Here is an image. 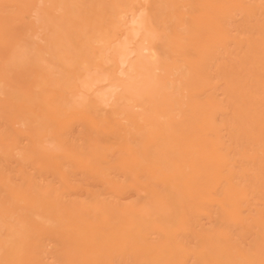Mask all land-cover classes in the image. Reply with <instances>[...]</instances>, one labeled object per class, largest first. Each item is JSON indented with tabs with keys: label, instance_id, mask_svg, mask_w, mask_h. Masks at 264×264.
<instances>
[{
	"label": "rangeland",
	"instance_id": "obj_1",
	"mask_svg": "<svg viewBox=\"0 0 264 264\" xmlns=\"http://www.w3.org/2000/svg\"><path fill=\"white\" fill-rule=\"evenodd\" d=\"M10 262L264 264V0H0Z\"/></svg>",
	"mask_w": 264,
	"mask_h": 264
},
{
	"label": "bare ground",
	"instance_id": "obj_2",
	"mask_svg": "<svg viewBox=\"0 0 264 264\" xmlns=\"http://www.w3.org/2000/svg\"><path fill=\"white\" fill-rule=\"evenodd\" d=\"M126 5V4H125ZM163 11V10H162ZM161 14V13H160ZM72 25V24H71ZM66 28H68V27H65V29ZM64 29V28H63ZM70 30V29H69ZM63 31V30H62ZM68 32V31H67ZM136 32H137V30L134 32L135 34H136ZM133 33V34H134ZM146 34V33H145ZM57 38H59V36L57 37H55L54 39H52L51 41H50V44H49V46H51L52 48L53 47H56L57 46V41H58V39ZM60 39V38H59ZM80 39V38H79ZM89 45V44H88ZM48 46V47H49ZM51 47H49L50 49H51ZM101 47V46H100ZM57 48V47H56ZM65 48V47H64ZM60 49V48H59ZM58 48H57V52H59L60 50H59ZM68 49H69V47H68ZM22 50V49H21ZM37 50V49H36ZM65 50V52L67 51V49H64ZM18 51V50H17ZM48 51V50H47ZM51 51V53H53V50H50ZM54 51H55V53H53V54H55V58H56V60L58 59L59 61L61 60V57L62 56H60V55H62V54H64V52H63V50H61L60 52H59V54H57V52H56V50L54 49ZM87 52H89V50H87L86 48H84V49H82V48H80V49H76V50H74L73 51V54H74V56L71 58V57H69L67 60H69L70 58H71V61H74V65L78 62V60L81 58V57H84V56H88V54H87ZM14 53V52H13ZM21 53V52H20ZM19 53V54H20ZM33 53H34V51H33ZM116 53H118L119 55H121V56H123V57H125L126 56V54H125V52H124V48H123V46H122V48L121 47H119L117 50H116ZM23 54V53H22ZM21 54V55H22ZM100 54V53H99ZM64 56V55H63ZM18 57H20V56H18ZM25 57V56H24ZM64 57H66V56H64ZM120 57V56H119ZM141 57V56H140ZM139 57V58H140ZM53 58V57H52ZM63 58V57H62ZM136 58V57H135ZM143 58V57H142ZM141 58V59H142ZM21 59V58H20ZM124 59V58H123ZM136 59H138V57L136 58ZM17 60H18V58H17ZM53 60H54V58H53ZM66 60V61H67ZM146 60V59H145ZM51 61H52V59H51ZM61 62V61H60ZM121 62V61H120ZM141 62V60L140 59H138L136 62H132L130 65H129V67H130V69L133 71V72H135V73H137V72H139L140 70H141V68L143 67V64H141L140 63ZM143 62V61H142ZM54 63H55V61H54ZM63 62H61L60 64H62ZM66 63V62H65ZM91 63V62H90ZM124 63V62H123ZM147 63V62H146ZM30 64V63H29ZM77 65V64H76ZM147 67V66H146ZM67 68H68V66H67ZM148 68V67H147ZM64 69H66L65 67H64ZM67 70V69H66ZM188 70V69H187ZM227 70V69H226ZM192 71V70H191ZM195 71V70H194ZM64 72H66V71H64ZM69 72V71H68ZM143 72V71H142ZM144 73V72H143ZM194 73V72H193ZM97 74V73H96ZM130 74H131V72H130ZM194 75V74H193ZM185 76V75H184ZM69 77H70V75H69ZM110 77V76H109ZM186 77V76H185ZM68 78V77H67ZM66 78V79H67ZM187 78V77H186ZM91 80H92V78H91ZM188 80V79H187ZM134 82V81H133ZM147 82V81H146ZM188 82V81H187ZM141 82H139V84H140ZM130 84H132V82H129V87H127V85H126V89H128L127 90V94H128V97H131L132 95H133V93L130 91V90H133L134 89V87L135 86H133V84L132 85H130ZM142 84H144V81H143V83ZM45 85V84H44ZM125 85V84H124ZM144 86V85H143ZM192 88V87H191ZM152 90H147V91H145V93H143V94H141V96H143V97H147V98H149V100L151 101H153L154 100V98H156V97H154V95H153V93H154V89L153 88H151ZM136 91V90H135ZM152 91H153V93H152ZM58 92V91H57ZM160 92V91H159ZM59 93V92H58ZM194 93V92H193ZM55 94H56V92H55ZM159 96V95H158ZM160 96H161V94H160ZM18 97H19V95H18ZM127 97V96H126ZM84 98V97H83ZM174 98V97H173ZM173 98H171V100L173 99ZM102 99V98H101ZM157 99V98H156ZM167 99V98H166ZM19 100V99H18ZM146 100V99H145ZM161 100V99H160ZM159 100V101H160ZM188 100V99H187ZM89 101V100H88ZM102 101V100H101ZM173 101V100H172ZM180 101V100H179ZM190 101V100H189ZM90 102H91V100H90ZM154 102H155V100H154ZM156 102H158V101H156ZM177 103V102H176ZM94 104V103H93ZM68 105V104H67ZM86 106V105H85ZM42 108V107H41ZM82 108V107H81ZM84 108V107H83ZM87 108H88V106H87ZM54 109V108H53ZM53 109H52V111H53ZM48 113V112H47ZM50 114H52V113H50ZM34 115V114H33ZM52 116V115H51ZM243 116V115H242ZM39 117V116H38ZM58 117V116H57ZM244 117V116H243ZM32 119H33V117H32ZM167 120V119H166ZM152 122V121H151ZM169 122V121H168ZM138 123V122H137ZM153 123H154V121H153ZM188 123H189V121H188ZM50 125V124H49ZM156 125V124H155ZM137 127L138 126H140V125H136ZM160 126H162L161 128H160ZM159 126V130L157 129V130H155L154 131V133L152 132V133H150L151 135V137L152 138H156L157 137V139H159V137H162L161 136V130H162V128L164 129V130H166V129H169V130H171V129H173V125L171 124V123H167V124H165V122H163V125H160ZM199 126V125H198ZM45 127V126H44ZM41 128H42V126H41ZM204 128V127H203ZM43 130V129H42ZM55 131V130H54ZM53 131V132H54ZM141 131H142V129H141ZM157 131V132H156ZM202 131V130H201ZM140 132V131H139ZM55 135V134H54ZM53 135V136H54ZM149 135V134H148ZM167 138H168V136H166ZM172 136H170L169 137V139H167V141L165 142V144L166 145H168L169 144V142L171 143L170 145H172V146H174V144H172L173 143V138H171ZM141 138H144V137H141ZM144 140V139H143ZM146 140V139H145ZM151 140V139H150ZM156 140V139H155ZM163 140V139H162ZM164 142V141H163ZM177 143H178V141H176ZM162 143V142H161ZM168 143V144H167ZM175 143V142H174ZM185 143H186V141H185ZM188 143V142H187ZM193 143H194V141H193ZM176 144V143H175ZM183 144H184V142H183ZM164 146V145H163ZM178 147H180V146H178ZM178 147H176V151L178 150L177 148ZM168 148H169V146H168ZM171 148H173V147H171ZM202 148H204V147H202ZM162 149V148H161ZM166 149V148H165ZM183 149V148H179V154H180V152H181V150ZM191 149V148H190ZM204 149H206V148H204ZM203 149V150H204ZM173 150H174V148H173ZM198 150V149H197ZM158 151V150H157ZM161 151L162 150H160V152H158L157 153V155H156V153H155V157L157 158V160H158V158L160 159H163L165 156H166V153H161ZM175 151V152H176ZM183 151V150H182ZM200 151H201V149H200ZM203 152V151H202ZM173 153H174V151H173ZM196 153V152H195ZM204 153H206V155H211L212 156V154L211 153H208L207 154V152H203V154ZM197 154V156H198V153H196ZM143 155V154H142ZM182 155H185V153H183ZM214 155V154H213ZM151 157H152V155H151ZM165 158H167V157H165ZM205 158V157H204ZM153 160V159H152ZM173 161H171V163H172ZM184 162V161H183ZM188 164V163H187ZM186 165V164H185ZM188 165H190V164H188ZM188 165H187V167H188ZM176 166V165H175ZM170 168V167H169ZM177 169H176V174H178L177 173ZM188 174V173H187ZM192 176V175H191ZM189 177V176H188ZM177 181V180H176ZM181 182V181H180ZM181 187V186H180ZM167 188V187H166ZM186 190V189H185ZM29 198V197H28ZM33 200H35V199H33ZM37 200V199H36ZM177 200H179V199H177ZM28 202V201H27ZM174 202H175V200H174ZM32 207V206H31ZM36 207V206H35ZM34 207V208H35ZM40 209V208H39ZM39 209H37V210H39ZM160 209H162L161 207H160ZM28 210V209H27ZM165 210V209H164ZM164 210H161V211H164ZM165 212H166V210H165ZM112 213V212H111ZM164 213V212H163ZM162 214V213H161ZM166 215V214H165ZM169 216V215H168ZM57 218V217H56ZM55 218V219H56ZM128 219V218H127ZM126 219V220H127ZM163 220H164V218H162ZM165 221V220H164ZM123 225H125L124 223H123ZM25 226H26V223H25ZM16 227V226H15ZM26 228H27V226H26ZM21 229V228H20ZM89 230V229H88ZM89 232H90V230H89ZM89 234V233H88ZM6 235V234H5ZM18 236H19V234H18ZM134 239V238H133ZM24 242V241H23ZM130 243V242H129ZM22 244V243H21ZM19 245V244H18ZM5 246H6V244H5ZM74 246V245H73ZM92 246V245H91ZM132 247V246H131ZM76 249V248H75ZM11 249H8L7 250V252L9 253H11ZM130 251V250H129ZM114 252H115V250H114ZM16 253V252H15ZM206 255V254H205ZM219 255V254H218ZM7 257V256H6ZM209 258V257H208ZM20 259V258H19ZM139 259V258H138ZM209 260H210V258H209ZM212 260V259H211ZM210 260V261H211ZM204 262H205V259H204ZM11 263V262H10ZM12 264V263H11Z\"/></svg>",
	"mask_w": 264,
	"mask_h": 264
}]
</instances>
